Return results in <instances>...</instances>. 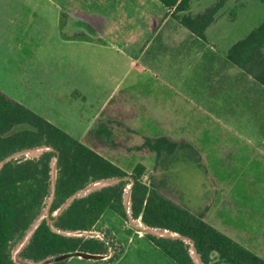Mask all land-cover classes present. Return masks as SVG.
Segmentation results:
<instances>
[{
	"label": "rangeland",
	"instance_id": "obj_1",
	"mask_svg": "<svg viewBox=\"0 0 264 264\" xmlns=\"http://www.w3.org/2000/svg\"><path fill=\"white\" fill-rule=\"evenodd\" d=\"M67 2L0 0V90L65 131L71 129L76 138L86 133V144L128 172L145 165L146 182L156 183L179 205L203 213L207 222L264 259V104L249 103L241 95L237 105L233 91H220L232 86H221L213 73L229 61L230 47L264 21V1L227 0L207 29L210 48L194 44L173 65L171 59L181 54L168 49L162 52L163 64H146L145 71L125 69L117 52L109 54L112 64H102V48L96 50L98 64L92 68L86 43L91 7ZM217 2L193 0L189 13L197 16ZM155 44L146 59L156 51ZM77 47L85 49L75 55ZM208 62L216 69L206 83L201 65ZM93 73L107 82L98 80L96 85ZM125 91L135 93L129 101L121 100ZM163 138L169 144L160 142L158 152L155 144ZM49 203L50 198L41 216H46ZM144 226L140 218L124 219L107 209L96 229L75 233L104 239L108 253L62 260L178 264L146 236ZM29 232L13 248L17 261H25L21 252Z\"/></svg>",
	"mask_w": 264,
	"mask_h": 264
},
{
	"label": "trees",
	"instance_id": "obj_2",
	"mask_svg": "<svg viewBox=\"0 0 264 264\" xmlns=\"http://www.w3.org/2000/svg\"><path fill=\"white\" fill-rule=\"evenodd\" d=\"M173 17L202 40L206 30L227 0H218L209 11L193 16V0H159ZM264 1V0H263ZM228 60L252 75L264 86V21L234 43ZM18 125H27L15 130ZM157 141L160 152L162 143ZM51 146L37 157L22 156L7 162L0 170V264H28L13 257V248L39 218L53 193L52 162L58 158L57 186L50 207L54 226L62 231H92L107 209L128 219L124 203L128 184L131 212L149 227L168 229L187 236L195 244L204 264H264V259L211 225L203 213H196L164 195L156 183L146 182V166L139 163L128 172L90 145L71 135L47 118L0 90V162L7 156L37 146ZM127 178L115 184L76 197L64 211L54 216L66 200L88 184L108 178ZM178 264H197L189 242L174 237L146 234ZM108 253L104 239L66 235L55 231L46 218L23 248L21 257L39 263L68 252ZM113 258V257H112ZM66 260L50 264H65Z\"/></svg>",
	"mask_w": 264,
	"mask_h": 264
},
{
	"label": "crops",
	"instance_id": "obj_3",
	"mask_svg": "<svg viewBox=\"0 0 264 264\" xmlns=\"http://www.w3.org/2000/svg\"><path fill=\"white\" fill-rule=\"evenodd\" d=\"M67 3L79 6L89 4L91 7L89 11L91 31L87 33L90 39L86 43L89 44L88 63L92 65V68L98 64L99 53L96 51L98 48L104 50L101 55L102 64H112L113 56L109 54L117 52L122 54L125 69L145 71L149 68L146 64L154 66L163 64L162 52L168 49L172 48L173 53L181 54L171 59L169 64L173 65L178 64L182 56L186 57L188 52H192L194 44L205 48H210L212 44L208 40L207 30V40H202L173 17L174 8L169 9L159 0H68ZM155 41L156 51L146 59L145 53ZM83 49L85 48H75L74 54ZM208 63L201 65L205 69L206 83L210 81L208 78H211V69L212 71L216 69L214 64ZM218 67V72H213L216 73L214 79L217 78L221 86H232V88L220 90L222 93L229 94L233 91V101L237 102V105L241 95H245L249 103L264 104V86L252 75L230 61L219 64ZM92 78L96 85L99 81L107 82L99 79L96 73H93ZM141 81L145 83L144 79ZM115 92L116 89L111 90L109 98ZM134 94L125 91L121 94V100L129 101V95ZM67 132L74 134L71 129H67ZM78 139L84 141L86 133L80 132ZM91 147L96 148L95 145Z\"/></svg>",
	"mask_w": 264,
	"mask_h": 264
},
{
	"label": "water",
	"instance_id": "obj_4",
	"mask_svg": "<svg viewBox=\"0 0 264 264\" xmlns=\"http://www.w3.org/2000/svg\"><path fill=\"white\" fill-rule=\"evenodd\" d=\"M52 149H53V147L44 145V146H37V147H34V148H29V149H25V150H21V151L15 152V153L7 156L5 159H3L0 162V170L10 160L17 159V158H19L20 156H22V155H24L26 153L37 154L35 156V157H37V156H40L44 151L52 150ZM57 171H58V158H54L53 162H52V178H53L52 186H53V193H52V196L50 197V203H49V206H48V209H47V214H46V216H40L33 223L32 227L28 230V231H30L29 235L27 236L28 240H30V238L32 237L33 233L38 228V226L41 224V222L43 221L44 218H46L48 220V223L50 224V226L55 231L63 233V234H66V235L77 236L79 234H76L75 232H85V233L88 232V231H62V230L57 229L54 226L55 219H52L50 217V207H51V203H52V201H53V199L55 197V193H56ZM123 179H126V178L114 177V178L98 180V181H95V182H92V183L88 184L83 189H80L79 191L75 192L72 196H70L66 200V202L63 203V205L57 211L54 212V216L57 217L58 215H60L64 211V209H66L76 197L85 196L88 193H90V192H92V191H94L96 189H100L102 187L115 184V183H117V182H119V181H121ZM131 189H132V184H131V186L129 188V192H126V194H125V207L127 209L128 216H130V217L132 216V212H131V210L129 211L128 208H129L130 204H132L131 203ZM143 228L146 230L147 234L150 233V234H153V235H157L159 237H174V238H181V239H183L185 241H191L192 247H193L192 256H193V253L195 254V257L193 256L194 260L196 261L197 264H204L203 261L201 260V257L199 255V253L196 250L194 242L189 237L183 236V235H181L179 233H176V232H172V231H170L168 229L154 228V227H149V226H147V228L144 226ZM158 229L162 230V233L155 232V230H158ZM74 254H78V255L86 256V257H99V258H101V254H93V253L83 252V251H74V252L64 253V254L56 256V257H49V258H47V259H45V260H43V261H41L39 263H33V262L28 261V260L23 261V263H28V264H50V263H52L54 261H59V260L65 259L67 257H70V256L74 255Z\"/></svg>",
	"mask_w": 264,
	"mask_h": 264
}]
</instances>
